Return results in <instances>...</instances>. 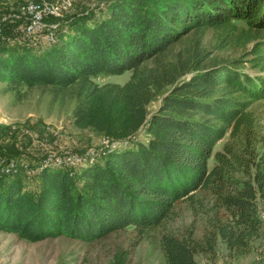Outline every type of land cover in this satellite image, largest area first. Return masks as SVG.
Here are the masks:
<instances>
[{
  "label": "trees",
  "instance_id": "1",
  "mask_svg": "<svg viewBox=\"0 0 264 264\" xmlns=\"http://www.w3.org/2000/svg\"><path fill=\"white\" fill-rule=\"evenodd\" d=\"M46 22L57 27L31 41L16 32L21 21L4 22L3 92L67 100L77 128L104 134L108 149L127 144L81 172L43 169L33 191L21 174L0 175V232L88 243L128 234L131 250L157 238L164 264H197V255L215 254L217 240L231 258L247 255L261 230L258 203L264 208V123L253 111L264 105V0H110L101 13ZM49 32L52 41L43 39ZM253 41L244 63L217 59ZM125 72L123 84L101 83ZM142 127L146 142L128 146ZM21 154L0 143V156ZM182 204L202 216L200 237L194 224L164 227ZM130 252L112 264H126Z\"/></svg>",
  "mask_w": 264,
  "mask_h": 264
},
{
  "label": "rangeland",
  "instance_id": "2",
  "mask_svg": "<svg viewBox=\"0 0 264 264\" xmlns=\"http://www.w3.org/2000/svg\"><path fill=\"white\" fill-rule=\"evenodd\" d=\"M109 2L110 0H71L69 6H66L58 4L56 0H44L42 9L55 8V12L62 13L63 18L90 10L96 14L101 13ZM34 3H41V0H34ZM16 6L23 7V0H0V17ZM53 24L56 25V22ZM37 33L39 32L28 33V41ZM211 35V32L208 33L206 40H209ZM187 36L183 40L187 39ZM43 39L52 41V32ZM254 45L255 41L243 52H240L237 46L230 47L221 55H217V59H238L244 63V59H250V50ZM258 47L264 51L263 46ZM206 49L211 51V45ZM246 67H249L248 63ZM128 76L129 73L125 72L119 77L104 78L101 83L123 84ZM3 87L0 83V143L4 146H14L22 151V154L11 158L0 156V175L21 174L25 190L33 191L38 188L39 182L35 178L43 169L71 168L81 172L95 160L101 159L106 150H114L115 147L127 144L114 142L113 148L108 149L111 145L110 139L104 134L91 128H77L70 116L72 104L67 100L64 103L60 101L52 104L51 97L38 90L28 92L17 100L5 94ZM163 97L164 95L157 97L149 105V117L159 109ZM253 111L263 124L264 105H255ZM145 129L146 127H142L137 135L128 140V146L146 142L148 134ZM220 145L221 143L216 149ZM206 201H210L208 197ZM207 207H210V204ZM258 210L261 230L259 237L251 242V250L247 255L231 258L225 245L217 240L215 254H199L195 257L196 263L264 264V208L260 203ZM175 211L177 216L165 223L166 229L175 231L194 224L195 236L202 235L204 224L200 214H194L188 205L183 204L178 205ZM156 239L142 241L131 250L128 234L112 235L107 239L88 243L62 236L29 242L19 239L16 235L0 232V264H112L115 254L121 250L131 251L127 255L126 264H164Z\"/></svg>",
  "mask_w": 264,
  "mask_h": 264
},
{
  "label": "built area",
  "instance_id": "3",
  "mask_svg": "<svg viewBox=\"0 0 264 264\" xmlns=\"http://www.w3.org/2000/svg\"><path fill=\"white\" fill-rule=\"evenodd\" d=\"M58 4L69 6L71 0H56ZM41 3H34V0H23V7H18L13 13L0 17V47L5 41L3 34L4 22L8 19H16L21 21L16 32L21 39L28 41V33L41 32L44 29L50 30L57 25L47 23L50 17L61 18L62 13H56L55 8L52 10H43Z\"/></svg>",
  "mask_w": 264,
  "mask_h": 264
}]
</instances>
